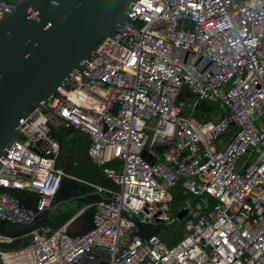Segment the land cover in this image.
I'll list each match as a JSON object with an SVG mask.
<instances>
[{
	"label": "built area",
	"instance_id": "obj_1",
	"mask_svg": "<svg viewBox=\"0 0 264 264\" xmlns=\"http://www.w3.org/2000/svg\"><path fill=\"white\" fill-rule=\"evenodd\" d=\"M14 1L0 0V19ZM182 89L191 109L218 105L217 120L182 115ZM40 105L0 157V221L28 227L51 208L70 178L55 167L61 127L87 136L113 188L84 183L99 196L86 232L34 228L3 264H76L93 250L108 264H264V0H136ZM175 185L187 198L171 211ZM17 192L36 195L32 208Z\"/></svg>",
	"mask_w": 264,
	"mask_h": 264
},
{
	"label": "water",
	"instance_id": "obj_2",
	"mask_svg": "<svg viewBox=\"0 0 264 264\" xmlns=\"http://www.w3.org/2000/svg\"><path fill=\"white\" fill-rule=\"evenodd\" d=\"M136 0H15L0 19V157L19 139V121L81 72L100 43L111 38ZM158 152L159 146L155 148ZM141 156L149 163L153 159ZM182 213L176 215L180 219ZM1 252V250H0ZM76 264H108L93 250ZM0 264H3L0 253Z\"/></svg>",
	"mask_w": 264,
	"mask_h": 264
},
{
	"label": "trees",
	"instance_id": "obj_3",
	"mask_svg": "<svg viewBox=\"0 0 264 264\" xmlns=\"http://www.w3.org/2000/svg\"><path fill=\"white\" fill-rule=\"evenodd\" d=\"M178 100L184 103V108L181 112L182 115H189L195 121H215L218 114L222 113L218 105L199 104L196 108L191 109L192 97L189 92L182 89ZM51 137L58 143V156L56 158L55 167L61 169L65 174L72 179L61 178L59 188L53 198L56 199L58 192L63 189L64 181H67V187H64L63 198L76 200L82 203L93 204L99 199V196L92 192V189L84 183H91L101 185L108 188H113L112 184L105 180L101 170L94 166L86 155V147L88 144L87 136L78 130L67 126L61 127L51 132ZM82 181L81 183L75 180ZM172 195V202L170 209L175 211L182 200L187 198L179 185H175L170 189ZM17 198L27 208H32L35 203L36 195L26 192H17ZM44 213V212H43ZM39 214L33 221L31 226H17L11 225L0 221V236L10 238L9 243L0 244V250L3 252H11L24 248L28 245L30 237L28 233L37 227H47L50 230L59 228V223L51 226L52 216ZM93 209L90 212L92 216ZM91 227V226H90ZM139 235H155L163 240V233L159 228L141 226ZM166 241L172 244L176 241Z\"/></svg>",
	"mask_w": 264,
	"mask_h": 264
},
{
	"label": "crops",
	"instance_id": "obj_4",
	"mask_svg": "<svg viewBox=\"0 0 264 264\" xmlns=\"http://www.w3.org/2000/svg\"><path fill=\"white\" fill-rule=\"evenodd\" d=\"M67 178V177H64ZM67 179H72L67 178ZM75 180V179H73ZM81 183L82 181L75 180ZM67 187V181H64ZM84 184V182H82ZM58 192L56 199L52 200L51 208L45 210L43 214L52 216L51 226L59 223L69 235H79L86 232L91 226L90 212L93 209L91 204L80 203L76 200L64 199V188Z\"/></svg>",
	"mask_w": 264,
	"mask_h": 264
},
{
	"label": "bare ground",
	"instance_id": "obj_5",
	"mask_svg": "<svg viewBox=\"0 0 264 264\" xmlns=\"http://www.w3.org/2000/svg\"><path fill=\"white\" fill-rule=\"evenodd\" d=\"M15 255H12V254H6V255H4V256H1V258H2V260L4 261V262H6V261H8V260H10V258H12V257H14Z\"/></svg>",
	"mask_w": 264,
	"mask_h": 264
},
{
	"label": "rangeland",
	"instance_id": "obj_6",
	"mask_svg": "<svg viewBox=\"0 0 264 264\" xmlns=\"http://www.w3.org/2000/svg\"><path fill=\"white\" fill-rule=\"evenodd\" d=\"M247 162H249V161H247ZM170 229H174L172 225H170ZM160 230H162V229H160ZM177 230H178V229L175 230V234H174L173 237L171 238L172 240H175V239L178 238V231H177Z\"/></svg>",
	"mask_w": 264,
	"mask_h": 264
}]
</instances>
